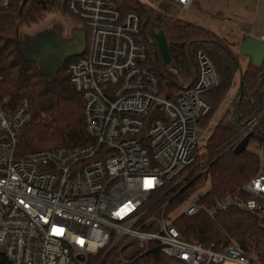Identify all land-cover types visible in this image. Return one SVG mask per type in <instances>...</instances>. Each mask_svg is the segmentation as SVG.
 Masks as SVG:
<instances>
[{
    "label": "built area",
    "instance_id": "2783aa9c",
    "mask_svg": "<svg viewBox=\"0 0 264 264\" xmlns=\"http://www.w3.org/2000/svg\"><path fill=\"white\" fill-rule=\"evenodd\" d=\"M169 1L190 10L195 0ZM69 10L90 36L70 74L91 142L18 157L27 105H0V264H86L92 256L102 264L109 253L119 260L104 264H124V255L154 249L183 264H262L235 242L205 246L177 226L182 216L214 219L239 207L264 228L263 165L239 193L210 206L206 193L192 190L198 178L191 175L209 169L198 147L201 120L212 112L203 95L220 85L210 57L196 52L193 86L169 99L138 14L122 13L113 0H71ZM257 123L244 125V139Z\"/></svg>",
    "mask_w": 264,
    "mask_h": 264
},
{
    "label": "trees",
    "instance_id": "16d2710c",
    "mask_svg": "<svg viewBox=\"0 0 264 264\" xmlns=\"http://www.w3.org/2000/svg\"><path fill=\"white\" fill-rule=\"evenodd\" d=\"M70 1L10 0L6 7L0 2V105L16 109L26 104L29 115L28 125L19 134L18 157L31 151L91 142L86 131L84 100L72 85L70 74L71 65L84 54L63 65L55 77H50L42 73L36 61L27 60L20 47L21 28L38 24L49 13H61L78 20L69 10ZM113 1L122 13L134 12L141 18V36L154 42L146 46L147 51L156 65L161 91L169 99L186 86H193L197 76L196 52L206 53L213 61L220 85L203 95L212 107L210 115L201 120L203 129L211 124L235 81H239L230 115L227 120L216 122L206 142L209 188L204 204L210 206L217 200L239 193L258 174L264 159V61L261 67H255L249 60L247 67L242 69L240 84V65L235 52L241 41L251 35L239 33L230 40L196 23L167 17L137 0ZM163 31L173 59L168 66L163 63L154 37ZM254 118H258V123L246 147L236 151L244 139V125ZM250 147L259 152L250 150ZM198 162L201 166L198 169H203L205 166ZM202 182L198 178L192 190L199 188ZM169 196L166 193L163 200ZM177 226L189 241L205 246L235 242L247 256L264 264V228L256 215L242 208L232 207L214 219L205 213L195 218L182 216ZM124 257L127 260L124 264H183L162 255L157 249L144 255L132 252ZM111 258H114L113 263L119 260V255L109 253L102 264ZM86 264H98V257L92 256Z\"/></svg>",
    "mask_w": 264,
    "mask_h": 264
},
{
    "label": "rangeland",
    "instance_id": "374dc122",
    "mask_svg": "<svg viewBox=\"0 0 264 264\" xmlns=\"http://www.w3.org/2000/svg\"><path fill=\"white\" fill-rule=\"evenodd\" d=\"M137 1L152 6L167 17L181 18L185 21L196 23L216 32L222 37H228L230 40L235 39L239 33L249 34L253 37H259L264 34V0H195V4L190 10H184L169 0ZM23 41L25 44L29 43L32 51L35 52L41 51L42 47L46 46L54 51L64 52L76 41H79L82 46L79 55H83L86 49L89 48L90 36L81 21L61 13H49L38 24L29 28H21L20 42ZM235 52L239 59L240 68L245 69L251 59L240 54L239 46L238 49H235ZM29 54L31 55L30 58L36 57V54L32 52ZM47 66H50V64ZM238 87L239 81L236 80L224 103L215 113L211 124L206 129H203L198 147L202 159L207 157L206 142L216 122L223 119L227 120L230 115ZM250 150L259 152L254 147H250ZM262 165L264 166V159H262ZM192 176L199 178L197 174ZM200 178L203 184L199 186L197 191L206 193L209 188V182L206 180L205 175Z\"/></svg>",
    "mask_w": 264,
    "mask_h": 264
},
{
    "label": "water",
    "instance_id": "95a60500",
    "mask_svg": "<svg viewBox=\"0 0 264 264\" xmlns=\"http://www.w3.org/2000/svg\"><path fill=\"white\" fill-rule=\"evenodd\" d=\"M160 55L162 57L163 63L165 66H168L172 62V56L169 52L166 37H165V31L155 34L154 35ZM27 43V42H26ZM20 47L27 58V60L31 61H36L40 66H41V71L44 75L50 76V77H55L58 71L62 68L65 59H67L71 55V50L66 49L64 52H57L52 50L50 47H42L41 51L35 52L32 51V47L29 45V43L25 44L24 41L20 42ZM82 50V47L77 48L74 52H79ZM239 51L240 54L243 56H247L248 58L251 59L253 65L255 67H261L263 61H264V42L261 41L260 39L249 36L243 39L239 45ZM30 52L36 54V57H31L29 54ZM50 64V66H47ZM172 69H175L174 64L171 65ZM240 71V78H241V83L242 84V69L239 68ZM252 134H249L241 143L240 145L236 148V151H241L243 150L247 143L249 138L251 137ZM80 261H84L83 257H79Z\"/></svg>",
    "mask_w": 264,
    "mask_h": 264
},
{
    "label": "flooded vegetation",
    "instance_id": "af4514ba",
    "mask_svg": "<svg viewBox=\"0 0 264 264\" xmlns=\"http://www.w3.org/2000/svg\"><path fill=\"white\" fill-rule=\"evenodd\" d=\"M82 47L81 43L79 41H76L71 47H69V49L71 50V55L65 59V62L63 65H65L66 63H70L75 57H77L79 55V52H74L77 48ZM173 61V59H172ZM175 66V64H174Z\"/></svg>",
    "mask_w": 264,
    "mask_h": 264
},
{
    "label": "bare ground",
    "instance_id": "6f19581e",
    "mask_svg": "<svg viewBox=\"0 0 264 264\" xmlns=\"http://www.w3.org/2000/svg\"><path fill=\"white\" fill-rule=\"evenodd\" d=\"M226 264H232V263H226Z\"/></svg>",
    "mask_w": 264,
    "mask_h": 264
}]
</instances>
